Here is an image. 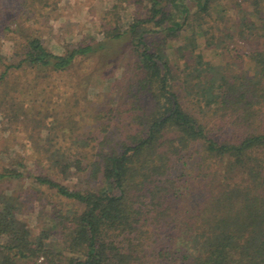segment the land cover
<instances>
[{
    "label": "trees",
    "instance_id": "1",
    "mask_svg": "<svg viewBox=\"0 0 264 264\" xmlns=\"http://www.w3.org/2000/svg\"><path fill=\"white\" fill-rule=\"evenodd\" d=\"M61 1L0 0V112L29 119L28 76L52 128L35 120L56 134L25 153L0 140V264H264V0L230 24L212 18L219 0H116L101 39L58 53L43 36ZM127 4L145 11L125 25ZM247 41L263 44H234ZM125 56L115 108L53 99L58 74L88 61L87 78H106ZM189 164L201 187L175 173ZM26 178L27 196L6 186ZM36 201L37 232L24 217Z\"/></svg>",
    "mask_w": 264,
    "mask_h": 264
},
{
    "label": "rangeland",
    "instance_id": "2",
    "mask_svg": "<svg viewBox=\"0 0 264 264\" xmlns=\"http://www.w3.org/2000/svg\"><path fill=\"white\" fill-rule=\"evenodd\" d=\"M115 1L116 0H62L59 4V8L53 13V18L50 20V28H47L43 36L44 42L55 52L63 53L68 45H75L78 42L93 38L101 39L103 37L101 26L103 17ZM221 9H226L224 19H220V13L217 12V10ZM251 9V0H219V4L215 6L212 18L224 23L227 20L228 22L226 23L230 24L236 19L239 13L244 15L246 14V10ZM143 11H145L143 4H127L126 9L123 12L125 25L132 21L134 13H141ZM234 44L247 50L261 47L263 42L247 41L244 42V44L239 42ZM234 44L231 43V46ZM11 46L12 43L9 40L4 41L3 48L6 53L10 51ZM206 54L216 60L222 57L219 49L206 50ZM132 59L133 58L131 57L130 62H128L127 56H125L120 66L114 69V71L110 70L109 67V72L106 78H100L97 74L87 78L85 71L87 70L86 65L88 64V61L75 71L72 70L64 74H58L56 83L61 89L59 90V93H56L58 90H55L53 99L57 101L61 94L64 98L69 97L73 91L76 90L81 97L83 96V103H80L87 105L90 113H96L99 110H108L112 107L115 108L119 100L118 97L122 96V93H119L118 89H123L130 82L129 76L133 71ZM28 78L29 77L25 75L21 77V87L24 88L21 89V91H23V94L25 95V104H27L28 109H30L29 105L32 108H35L29 119L25 121L23 120V116H19L18 118L11 120L5 113L0 112V140L4 141L5 137L10 140V149L12 153L16 151L25 153L30 146H24V143H27L29 140L32 141L34 138L42 139L52 134L53 136H56L55 131H51L50 129L52 127L51 123H49L51 119L47 116L48 102L41 103L40 101H33L34 98L38 100L36 92L39 93V90L32 87L33 85H30L33 83L27 82ZM19 96L22 97L21 95ZM51 106L53 107L52 104ZM59 107H61V109L64 108V103ZM70 108L73 110L72 107ZM38 111L40 112L38 113ZM105 114L103 121L113 122L115 117L113 119L110 118L113 113L108 115L110 112H106ZM36 117L39 120L48 121V126L45 123L39 126L38 121L35 120ZM89 119H91V116H89ZM44 124L50 128H46ZM97 125L98 123H90L86 129L88 130L89 127L91 128ZM92 132L98 134L97 132L99 131L96 132L93 130ZM194 149H198V145H196ZM178 172H180V174L185 173V179L194 182L195 187H201L198 183L199 179L196 175L197 169L194 164H189L185 167L178 166L175 173ZM177 177L180 178L179 176ZM6 186H9L12 192L17 191V193H20L22 190V193L24 192V195L27 196L28 193L26 192V189L33 186V181L32 179L26 178L22 181L10 182ZM45 199L47 198H44V200ZM39 204L40 202L36 201V206L32 212L30 209L24 211L25 220L35 232L39 231L41 227H44L47 224V221H45L46 216L39 214Z\"/></svg>",
    "mask_w": 264,
    "mask_h": 264
}]
</instances>
